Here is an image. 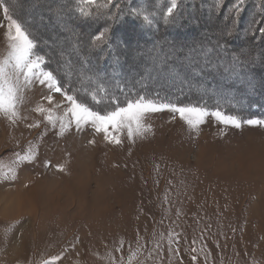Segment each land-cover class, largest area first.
Wrapping results in <instances>:
<instances>
[{
	"label": "rangeland",
	"instance_id": "1",
	"mask_svg": "<svg viewBox=\"0 0 264 264\" xmlns=\"http://www.w3.org/2000/svg\"><path fill=\"white\" fill-rule=\"evenodd\" d=\"M15 1L5 3L13 8ZM22 1L13 17H22L39 32L30 35L36 44L35 37L39 39L42 49L50 51L60 75L81 84V73H96L97 56L108 53L89 49L105 28L88 35V27L104 16L75 25L71 13H55L47 5L61 6L63 0ZM132 1V12L145 13L158 7L164 11L168 6L167 0ZM183 1L188 6L176 10L172 19L182 12L190 14L187 21L177 22L179 25L175 19L169 22L174 26L172 33L181 31L179 37L171 38L172 43L156 41L147 47L141 44L142 36L135 26L137 30L113 36L116 54L126 52L122 51L126 46L125 57L132 63L150 51L148 48L155 52L147 59L159 58L158 64L147 61L134 72L155 69L158 74L148 79L142 74L135 76L131 79L134 84H152L154 91L179 96V87L189 85L190 76L201 70H196L197 65H208V56L226 47L233 55L249 44L256 45L246 64L264 67V34L247 40L246 32H253L255 8H248L250 16L247 6H242L236 18L228 9L231 17L225 19L227 9H209L210 0H201V6L194 8L192 0ZM140 17L153 28L155 18L150 15L149 24ZM0 25L3 57L8 41L2 12ZM226 27L237 39L229 40L231 44L215 43L217 36L225 39ZM200 46L209 51L194 52ZM221 58L232 61L228 55ZM144 60L139 59L140 64ZM162 61L172 70H159ZM218 63L212 64L217 67ZM114 64L113 59L106 63V70H112ZM244 65L240 66L244 79L253 85L264 84V74L250 73ZM42 67L47 70L48 64L44 62ZM229 74H216L224 78L220 84L206 79L199 84H206L204 91L195 87L193 96L201 101H217L222 96L218 102L228 103L226 98L240 88V84H232L223 89ZM49 94L53 104L43 99ZM54 104H60L55 109L57 115H63L68 107L60 93H50L47 85L37 81L24 93L19 119L12 122L0 114V166L15 173L14 177L9 172L8 178H0V264H42L53 257H58L55 264H112L113 259L118 264H264V126L242 123L236 128L209 115L197 130L190 131L179 113L163 109L146 114L144 123L150 132L129 140L127 129H123L118 133L121 143L116 144L105 140L104 133L96 132L91 124L77 129L75 123H69L70 114L65 117L68 129L59 135V122L53 127L44 114L33 110L37 105L47 109ZM34 124L38 126L29 127ZM26 153L33 156L31 161L16 164L17 156ZM130 256L133 259L129 262Z\"/></svg>",
	"mask_w": 264,
	"mask_h": 264
},
{
	"label": "trees",
	"instance_id": "2",
	"mask_svg": "<svg viewBox=\"0 0 264 264\" xmlns=\"http://www.w3.org/2000/svg\"><path fill=\"white\" fill-rule=\"evenodd\" d=\"M5 1L7 0H4V2ZM63 1H64V5H61V6L60 5L54 6V4L52 3H48L47 5H51V8H53L52 10L55 13H59L61 11L63 12L67 11L71 13L72 17L75 18L76 20L75 25H82V23L85 21H90V20L93 21V17L95 16H98V17L104 16L103 20L100 19L99 21L96 19L95 21L92 22V24H90L91 27H88L90 29L88 31V35H92L93 34L92 31L97 28H100V29L110 28L108 33H106L104 36V41L99 40L95 42L89 49L90 52L92 53H96V52L108 53L107 56L106 55L100 56L98 54L99 56H97L96 61L94 62L95 63L94 69L96 73H99L101 75L103 83L108 88V96L104 98V102L97 104L93 102L91 98L86 94L87 86H82L80 83H76L75 81L68 82V80H66L62 75L58 73L57 67L52 63L50 53H49L50 51L42 49V45L40 44L39 39L36 37H35V40L39 42V44H36V47L34 49V54L43 56L45 58V63L48 64L47 70L52 71L56 75L58 81L60 82L61 86L65 88V90L69 91L70 93L76 94L78 99L81 102L88 104V106L91 107L93 110L100 111V112L111 110L113 107H115V105H113L110 102L111 97L113 96L116 97V99L119 101L121 105H123L127 99H135L139 95H144L147 98H150L154 101H160L163 103L172 102V103H176L177 105H181V106L191 104V105H196L200 107H206L208 109L219 108V109L224 110L225 112L231 111V113H234L236 115H241V116L248 115L252 118L264 120V84L261 83L258 86L253 85L249 81H247V79H244L243 78L244 75L240 73V70H243L242 68H240V66L245 64L243 68L249 71L250 73L257 74L258 72H261L259 74H264L263 73L264 67L259 68V66L257 65L246 64V63H249L251 59L250 58L248 60L247 56L251 55L250 53L255 50L256 45L249 44L248 45L250 46L249 48L248 47L245 48L244 51L241 53L237 52L240 56H238V54H233V55L228 54L230 52L226 51L227 47L225 45L226 48H222L218 50L217 52H214L212 55L208 56L207 58L208 65L206 66L197 65L196 70L198 69H201V70H198L197 74L190 76L189 82H188L189 85H187L186 83L184 84L183 87H179L182 89L177 92V95L179 96H176V97L168 96L164 94V92L154 91V86H155L154 84H153L154 86H152V84H149V86L147 87H141L138 84H134L131 81L133 77L136 76L138 78V75H141V74L145 75L144 77H147V79L152 78L153 76H156L158 74V71H156L155 69H149V70L144 69L143 71L134 73L136 71L137 66L144 68L146 66V63H148L147 61L151 62L150 63L151 65H155V63L158 64L157 60L159 58L157 57L152 56V58L147 59V57L154 54L155 51L152 52L151 49L148 48V50L150 51L142 54V57L141 55H138L135 58L134 63H132L130 60L126 59L125 57L127 53L126 46L123 47L122 49V51H126V52L119 54V51H117V54H116L115 52L116 49L113 48L111 42L113 40V36L116 35L115 33L121 34V32H128L132 30L134 31L136 29L134 28L135 26L138 28L139 32L141 33L140 34L142 36L141 44L146 45L147 47H151L154 43H157L156 41L164 42L165 40H167L166 42L172 43L171 38H174L176 36L179 37V33H181V31L177 29L176 31H174V33H172L171 29H173L174 26L169 25V22H172V20L174 19H175L174 21H176V23L178 22L179 24L183 23V21H187L188 16L190 14L189 12H182L180 16L173 18V19L170 18V20L166 23L164 19L162 18V13H163L162 7L157 8L156 6L157 10L148 9L146 10V12L147 11H148L147 13L150 12L151 17L155 18V20L153 19L154 23H152L153 28H150V25H145L143 21L141 20V17L134 15L132 10H130V6L133 2L132 0H117L113 2L112 4H109V5L107 4L103 8H98V7L91 6V5L85 6L83 4H80L79 7H83L86 12L91 13L88 16H82L80 14L79 8H78L79 0H63ZM232 2L233 0H223V5L220 8L214 7L212 0H210V4L208 5L206 4V5L209 9H217V10L227 9L224 15H225V19H229V17H231V12L228 11V9H230ZM252 2L254 3V6L251 5ZM20 3H24V1L22 0L15 1L13 8L10 5V3L9 4L6 3L9 6L11 10V14L13 16H14V13H16V10L19 9ZM100 3H104V1L102 0L100 1ZM180 3L181 4L179 5L177 12L181 9H184L186 6H188L186 5V2H184L183 0ZM194 6L200 7L201 0H192L191 7L194 8ZM243 6H247V9L248 8L256 9L255 18L253 19L251 23V25L253 26L255 30H253V32H249V31L246 32L248 34L247 40H252L254 37L257 36L258 33H260L259 28L262 25V23L264 25V0H245ZM248 11L249 9L246 12ZM251 12L252 11L248 12L250 16H251ZM15 18L24 24V26L28 29L29 33L34 32L35 36L38 35L39 32L36 29L32 28L30 24H27V22H25L22 17L19 16V18L18 17H15ZM178 23L177 25H179ZM230 37L231 39H228V36L224 34L225 39L223 40L222 38L220 39L219 36H217L214 42L231 44L229 40L237 39V37L234 36V33H232ZM133 41H138V39L137 40L134 39ZM175 42L178 43L177 41ZM204 49H207V47L200 46L196 50H194V52L203 51ZM207 50L209 51V49ZM222 55L230 56L232 61L230 63H229V59L228 60L225 59L224 61L221 58ZM241 55L242 57H244V60H246L245 62L244 61L241 62V60L239 59ZM80 57L82 56L80 55ZM143 58L146 59V62L144 60L142 64H140L139 59H143ZM112 59L115 64L112 67V70L108 71V69L106 70L105 68L106 63H110ZM78 60L79 61L81 60L79 56H78ZM98 61H99V64H98ZM214 61L219 62L217 67L212 64ZM166 64H167V61L164 63L162 61V63L159 65V70L161 71L172 70L171 67L167 66ZM208 66H210L209 69H207ZM212 67H215V69H212ZM145 71H153V73L152 72L146 73ZM129 72H132V73L129 74ZM106 73H109V76H112V78H109L108 76H106L105 75ZM223 73H230L227 76L229 80L224 81L223 89L226 88L225 85L240 84V88H238L235 93H231L227 98L225 96L228 103L223 104V103L218 102L222 100V96L219 97L220 100H218L217 98V101L215 100L201 101L193 96L195 93V87L196 88L198 87V90L204 91L206 84H203L204 87L199 84L203 83V81L205 82L206 79L209 80V82L211 81L213 84H214L213 80L216 82L218 81V84H220V82L224 78L223 79H221L220 77L217 78V76L219 74L223 75ZM128 76L129 78L132 76V78L129 79ZM236 76H238V78ZM212 88L216 89L214 85H212ZM80 89H83V90H80ZM219 89H222L221 85L218 86V91H221Z\"/></svg>",
	"mask_w": 264,
	"mask_h": 264
},
{
	"label": "snow or ice",
	"instance_id": "3",
	"mask_svg": "<svg viewBox=\"0 0 264 264\" xmlns=\"http://www.w3.org/2000/svg\"><path fill=\"white\" fill-rule=\"evenodd\" d=\"M180 2L181 0H167L168 6L162 13V18L166 23L173 17ZM244 2L245 0H233L230 10L234 14V18L238 17ZM112 3L113 0H104V3H100V0H79L78 8L82 16H88L91 13L86 12L83 7H79L80 4L103 8L107 4ZM212 3L214 7L220 8L223 5V0H212ZM0 12L3 13L7 21L5 37L8 41L7 52L3 57H0V114H3L9 121L15 122V120L20 118L18 108L24 101V93L27 89L31 88L34 82L38 81L42 85H47L50 93H60L68 104L63 115H57L55 113V109H58L60 104H54L53 107L47 109L37 105L33 109L38 113L44 114V120L53 125V127L59 122V135H62L68 129L69 123H75L77 129H80L85 124H91L96 132L104 133L105 140L119 144L121 141L118 133L123 129H127L129 140H132L134 136L143 137L144 134L150 132V126L144 123L146 114L158 112L163 109H169L174 113H179L181 119L185 121L190 131L197 130L198 126L203 123L205 117L209 115L221 124L231 125L236 128H239L242 123L250 126H264V120L255 118L241 119L234 114H225L219 108L214 111H209L206 107L191 104L180 106L172 102L157 103L144 95H139L135 99H127L123 105L113 96L110 102L115 107L104 112L95 111L88 104L81 102L76 94H70L69 91L65 90L52 71L43 69L42 65L45 62V58L34 54L36 47L34 39L24 24L13 17L9 6L4 0H0ZM133 14L142 16V19L146 23H152V18L147 13H141L134 9ZM0 27H3V25H0ZM109 30L110 28H105L97 37H94V42L99 41ZM253 30L255 29L253 28ZM259 32L264 34V27L259 28ZM231 34V28L226 27L225 35ZM68 75L69 77L71 76V70H69ZM80 80L82 86H87L86 94L93 102L97 104L104 102V98L108 96V88L103 83L99 73L89 75L81 73ZM43 99L49 104H53V96L51 94ZM69 114L71 120L69 123H65V117ZM35 126L38 125H29V127ZM110 129L113 133L117 134L110 135ZM32 158L33 156L31 154L26 153L23 156H17L15 163L30 162ZM9 172H12L14 177L15 173L13 169L5 171L0 166V178H8ZM116 251H120V249L118 248ZM56 259L58 257H53L43 261L42 264H55ZM132 259L133 257L130 256L129 262ZM192 259L196 261L197 258L193 256ZM112 264H118V262L113 259ZM119 264H122V261Z\"/></svg>",
	"mask_w": 264,
	"mask_h": 264
},
{
	"label": "bare ground",
	"instance_id": "4",
	"mask_svg": "<svg viewBox=\"0 0 264 264\" xmlns=\"http://www.w3.org/2000/svg\"><path fill=\"white\" fill-rule=\"evenodd\" d=\"M22 204H23V203L20 204V203L18 202V205H21V206H22ZM16 205H17V203H16ZM19 207H20V206H19ZM13 209H14V208H13ZM4 211H5V210H4Z\"/></svg>",
	"mask_w": 264,
	"mask_h": 264
},
{
	"label": "crops",
	"instance_id": "5",
	"mask_svg": "<svg viewBox=\"0 0 264 264\" xmlns=\"http://www.w3.org/2000/svg\"><path fill=\"white\" fill-rule=\"evenodd\" d=\"M6 24V23H5Z\"/></svg>",
	"mask_w": 264,
	"mask_h": 264
}]
</instances>
